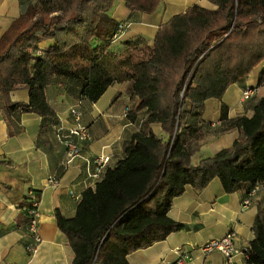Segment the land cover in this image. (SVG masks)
Listing matches in <instances>:
<instances>
[{
  "label": "trees",
  "instance_id": "trees-1",
  "mask_svg": "<svg viewBox=\"0 0 264 264\" xmlns=\"http://www.w3.org/2000/svg\"><path fill=\"white\" fill-rule=\"evenodd\" d=\"M112 1L35 0L0 34V96L7 109L55 118L44 86L60 77L78 81L90 101L122 80L136 98L126 116L140 115L138 128L122 141V156L81 191L72 216L54 209L73 252L70 264H129L127 253L181 229L166 212L185 185L200 189L214 176L225 192L238 182L264 185V96L250 116L228 118L221 101L219 119L239 135L190 160L205 133L204 100L220 99L228 84L264 61V0H211L212 9L190 4L158 24L150 43L125 40L118 52L109 48L118 24L107 14ZM122 1L130 10L147 8V0ZM38 37L49 43L39 47ZM256 83L264 84V65ZM19 86L27 100H10L8 91ZM252 229L246 263L264 264V206L256 208Z\"/></svg>",
  "mask_w": 264,
  "mask_h": 264
},
{
  "label": "crops",
  "instance_id": "crops-1",
  "mask_svg": "<svg viewBox=\"0 0 264 264\" xmlns=\"http://www.w3.org/2000/svg\"><path fill=\"white\" fill-rule=\"evenodd\" d=\"M35 0H0V34L9 21L20 13L25 5ZM190 4L214 8L211 0H147L144 11L128 9L122 0H113L107 14L116 22L127 25L109 43L113 51L125 47L123 41L150 43L158 24L183 11ZM49 40L38 37L36 44L45 47ZM264 61L256 64L243 78L231 82L221 98L208 97L203 102L201 118L206 123L205 133L197 141V148L190 156L191 162L208 156L228 146L239 135L236 126L225 127L219 119L222 101L228 118L252 114V104L264 96V84H257V72ZM249 87V98H242V91ZM46 102L56 117L42 116L17 106L7 109L0 96V264H70L73 252L55 224L53 212L58 209L64 217L74 214L76 201L72 193L80 194L86 187H93L99 176L93 174L90 159L98 153L107 154V165L122 156V141L138 128V117L130 120L123 115L125 105L133 107L136 98L131 96L128 81L110 82L99 97L90 101L80 94L76 80L58 78L44 86ZM10 100H27L23 86L8 91ZM70 107L80 111L79 121L90 133L80 147L79 154L65 162L63 144L55 136V127L75 123ZM129 109V108H128ZM156 135L162 132L158 123L150 124ZM57 179L55 185L46 176ZM256 189L248 204L241 205L247 190L253 185L238 182L232 191L222 189L218 177H212L200 189L185 185L183 191L171 198L167 215L183 223V227L169 232L163 239L126 254L129 264H165L187 251L191 258L185 264H247L244 248L253 237L252 223L258 206H264V185L256 182ZM32 189L38 197L39 212L37 232L39 241L33 253L25 247L31 235L25 229L26 193ZM233 230L235 253L228 263L217 251L201 254L197 246L206 239L218 237Z\"/></svg>",
  "mask_w": 264,
  "mask_h": 264
},
{
  "label": "built area",
  "instance_id": "built-area-1",
  "mask_svg": "<svg viewBox=\"0 0 264 264\" xmlns=\"http://www.w3.org/2000/svg\"><path fill=\"white\" fill-rule=\"evenodd\" d=\"M127 23L119 22L116 25V29L112 34V39L116 38L123 30ZM251 94V89L249 87L242 91V98L247 99ZM128 111V105L124 106L123 115L126 116ZM69 112L73 115L75 123L68 127H63L58 125L55 127V136L63 144L65 150V162L70 161L74 156L79 154L81 144L90 137L89 130L87 126L79 121L80 111L76 107H70ZM109 156L107 154L98 153L91 157L90 162L93 164L94 170L93 174L100 176L102 170L107 165ZM46 181L52 185L57 183V179L52 175L46 176ZM256 185H253L246 191L241 205H247L249 202V197L254 193ZM69 194H72L73 199L77 201L80 194L72 193L69 190ZM38 197L32 189L28 190L26 193V206H25V229L31 235V242L26 245L25 249L29 253H33L36 249L37 242L39 241V234L37 232L38 223ZM233 230H227L224 234L218 237H213L201 242L197 248L201 254H207L211 251H217L223 255L225 260L229 263L231 257L236 251L233 243ZM177 256L173 261H166L165 264H185L186 260L191 258L187 251L179 252V246L173 247Z\"/></svg>",
  "mask_w": 264,
  "mask_h": 264
}]
</instances>
